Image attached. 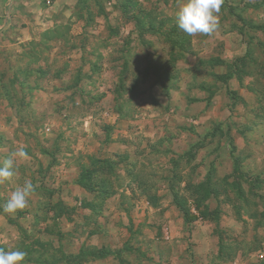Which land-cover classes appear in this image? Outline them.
<instances>
[{"label":"rangeland","instance_id":"1","mask_svg":"<svg viewBox=\"0 0 264 264\" xmlns=\"http://www.w3.org/2000/svg\"><path fill=\"white\" fill-rule=\"evenodd\" d=\"M179 3L0 0V161L27 152L0 205L35 189L0 248L24 264H264V0L210 35Z\"/></svg>","mask_w":264,"mask_h":264},{"label":"clouds","instance_id":"2","mask_svg":"<svg viewBox=\"0 0 264 264\" xmlns=\"http://www.w3.org/2000/svg\"><path fill=\"white\" fill-rule=\"evenodd\" d=\"M224 0H180L175 13L177 27L188 35L212 34L218 30L221 6ZM27 158L23 148L12 151L7 158L0 161V182L10 179L16 172L18 161ZM34 185L27 180L17 187L4 202L0 210L7 214L28 207V198L34 192ZM26 253L20 250L6 251L0 248V264H24Z\"/></svg>","mask_w":264,"mask_h":264},{"label":"crops","instance_id":"3","mask_svg":"<svg viewBox=\"0 0 264 264\" xmlns=\"http://www.w3.org/2000/svg\"><path fill=\"white\" fill-rule=\"evenodd\" d=\"M12 124H13V123H12ZM14 124H15V125L17 124L16 121H15ZM1 126L3 127V125H1ZM8 128H9V127H8ZM10 147H11V144H7V145H6V149H4V148H5L4 146H0V150H7V151H8V150H10V149H9Z\"/></svg>","mask_w":264,"mask_h":264}]
</instances>
